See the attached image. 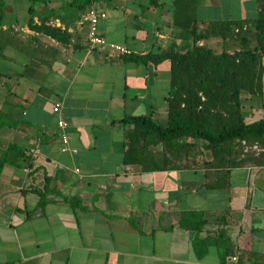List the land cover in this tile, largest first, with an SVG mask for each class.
<instances>
[{"label":"crops","instance_id":"0c3cea01","mask_svg":"<svg viewBox=\"0 0 264 264\" xmlns=\"http://www.w3.org/2000/svg\"><path fill=\"white\" fill-rule=\"evenodd\" d=\"M261 2L194 0L197 30L221 20L248 29ZM89 6L105 13L99 34L128 54L88 49ZM172 9V0H46L27 7L20 27L3 20L0 153L13 144L23 155L0 166V264H264L263 147L235 166L209 165L200 142L174 168L123 162L122 119L165 123L169 89L166 59L126 57L189 43L187 30L171 25ZM42 24L65 31L64 41ZM261 62V92L240 95L247 121L264 117V54ZM151 151L159 162L160 147Z\"/></svg>","mask_w":264,"mask_h":264},{"label":"trees","instance_id":"16d2710c","mask_svg":"<svg viewBox=\"0 0 264 264\" xmlns=\"http://www.w3.org/2000/svg\"><path fill=\"white\" fill-rule=\"evenodd\" d=\"M30 1L42 3L46 0ZM193 3L194 0H172L171 25L187 30L190 36L187 45L126 57L139 62L166 59L169 62V89L165 97V123L144 115L122 119L129 124L124 135L125 164H139L142 170L174 168L182 153L200 142L210 152L209 165L235 166L248 159H258L261 155H254L252 151L242 152L241 140L247 145L257 142L264 148V117L247 121L240 102L242 92H261L264 0L251 21V46H243L249 38L246 27H243L247 21H212L205 23L202 30H197ZM3 16L4 4L0 0V27ZM36 28L61 42L67 35L55 26L42 24ZM211 37L221 41L231 37L241 45L229 52L223 48L214 52L204 43H197ZM155 146L160 147L159 162L151 151ZM22 155L19 147L9 144L0 153V166L5 162L14 163ZM42 202L41 197L39 205Z\"/></svg>","mask_w":264,"mask_h":264},{"label":"built area","instance_id":"2783aa9c","mask_svg":"<svg viewBox=\"0 0 264 264\" xmlns=\"http://www.w3.org/2000/svg\"><path fill=\"white\" fill-rule=\"evenodd\" d=\"M104 17H105V13L102 10H99L93 6H89L85 9L83 13V19L85 20L87 27L86 38H87L88 49L91 50L97 46H107L110 50L117 51L120 54H128L129 51L127 49L119 45L107 43L104 37L101 34H99L97 30V22L99 19H102ZM14 30H16V28H14ZM236 30L237 29L235 28L234 31ZM60 109H61V103L59 100H56L52 105L51 111L56 116V126L60 132L59 133L60 140L63 144H65L66 121L62 119ZM240 143L243 146L242 152L252 151L253 154L256 155L263 149L257 142H253L247 145L244 143L243 140H241ZM30 152L33 156H35L38 152V149L34 147L30 149ZM231 260L234 261L235 257H231Z\"/></svg>","mask_w":264,"mask_h":264},{"label":"rangeland","instance_id":"374dc122","mask_svg":"<svg viewBox=\"0 0 264 264\" xmlns=\"http://www.w3.org/2000/svg\"><path fill=\"white\" fill-rule=\"evenodd\" d=\"M1 1L4 4L3 20L8 23H14L16 24L17 27H20L23 25V20L27 16V7L29 6L32 7L33 5L36 4V3H32L30 0H1ZM251 24L252 22L248 21L249 26H248L246 34L248 35L249 38L243 46H251L253 43ZM230 41H232L231 45H233V47L230 45L229 43ZM224 42H227V43H224V45L222 46V43L220 39L218 38L217 41L208 42L206 43V45L209 48H211L214 52H220L222 48L229 52L237 47H240L241 45L239 41H234L233 39H231V37L229 39H225ZM258 116H259L258 112H254L252 119L258 118ZM157 122L159 123V121Z\"/></svg>","mask_w":264,"mask_h":264}]
</instances>
